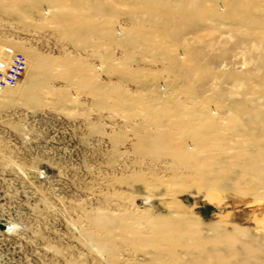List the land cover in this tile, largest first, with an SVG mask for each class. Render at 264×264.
I'll use <instances>...</instances> for the list:
<instances>
[{"label":"rangeland","instance_id":"obj_1","mask_svg":"<svg viewBox=\"0 0 264 264\" xmlns=\"http://www.w3.org/2000/svg\"><path fill=\"white\" fill-rule=\"evenodd\" d=\"M0 24L26 60L0 264H264V0H0Z\"/></svg>","mask_w":264,"mask_h":264},{"label":"built area","instance_id":"obj_2","mask_svg":"<svg viewBox=\"0 0 264 264\" xmlns=\"http://www.w3.org/2000/svg\"><path fill=\"white\" fill-rule=\"evenodd\" d=\"M26 60L15 54L6 68H0V90L12 89L17 86L25 73Z\"/></svg>","mask_w":264,"mask_h":264},{"label":"crops","instance_id":"obj_3","mask_svg":"<svg viewBox=\"0 0 264 264\" xmlns=\"http://www.w3.org/2000/svg\"><path fill=\"white\" fill-rule=\"evenodd\" d=\"M20 30L21 28L15 24H0V32H15ZM8 63L7 59H0V68H6Z\"/></svg>","mask_w":264,"mask_h":264},{"label":"bare ground","instance_id":"obj_4","mask_svg":"<svg viewBox=\"0 0 264 264\" xmlns=\"http://www.w3.org/2000/svg\"><path fill=\"white\" fill-rule=\"evenodd\" d=\"M6 227H7V230L5 231V233H11V231H12V229H13V227L12 226H7V225H5ZM13 231H14V229H13Z\"/></svg>","mask_w":264,"mask_h":264},{"label":"water","instance_id":"obj_5","mask_svg":"<svg viewBox=\"0 0 264 264\" xmlns=\"http://www.w3.org/2000/svg\"><path fill=\"white\" fill-rule=\"evenodd\" d=\"M0 230L5 232L7 230V227L3 224H0Z\"/></svg>","mask_w":264,"mask_h":264}]
</instances>
